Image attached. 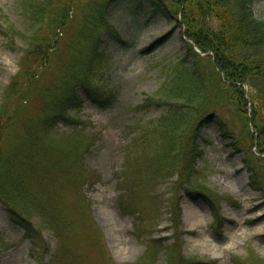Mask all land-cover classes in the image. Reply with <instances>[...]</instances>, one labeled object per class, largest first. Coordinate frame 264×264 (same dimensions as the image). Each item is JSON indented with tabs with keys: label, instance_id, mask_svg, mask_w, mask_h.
<instances>
[{
	"label": "rangeland",
	"instance_id": "obj_1",
	"mask_svg": "<svg viewBox=\"0 0 264 264\" xmlns=\"http://www.w3.org/2000/svg\"><path fill=\"white\" fill-rule=\"evenodd\" d=\"M105 1L90 0L71 10L50 68L29 82L31 86L37 81L32 86L33 96L20 108L15 122V132L22 140L43 131V123L51 117L41 88L50 91L52 82V105L59 104L69 85L68 61L76 63L78 69L89 62L92 42L84 32L86 15ZM252 7L263 19L264 0H253ZM107 14L122 40L104 33L102 50L107 63L100 66L99 77L118 93L117 101L99 107L86 100L82 108L69 109L77 124L60 122L61 132L52 133L62 144L69 140L71 146L85 145L83 153L87 150L84 159L69 157V176L59 184L72 243L66 245L45 229L34 250L23 228L0 205V264H41L42 260L49 264H169L172 257L170 264H239L240 259L250 264L255 258L264 262V160L249 155L254 147L242 141L241 116L229 99H224L221 114L240 139L242 149H235L231 138L224 137L211 122L197 131L203 154L190 175L185 171L178 176V170L170 175L155 174L152 166L146 171L139 129L155 122L165 106H142L144 98L160 89L164 66L178 59L184 42L178 25L159 14L150 15V6L139 0H121ZM33 16V12H26L23 0H0V24L21 33L14 39L0 33V103L10 81L23 76L24 66L36 72L44 70L29 44V36L38 30ZM164 35L161 43L145 49ZM20 82L27 84L25 78ZM199 117L193 113L190 124L196 125L194 119ZM191 138L189 148L193 135L188 129L181 138L179 163ZM15 139L16 134H11L3 147L18 143ZM156 151V147L152 152L147 149L151 157ZM189 157L185 159L189 161ZM91 178H95L94 183H88ZM197 190L205 194H190ZM210 196H217L218 202H211ZM33 222L42 223L36 215Z\"/></svg>",
	"mask_w": 264,
	"mask_h": 264
},
{
	"label": "trees",
	"instance_id": "obj_2",
	"mask_svg": "<svg viewBox=\"0 0 264 264\" xmlns=\"http://www.w3.org/2000/svg\"><path fill=\"white\" fill-rule=\"evenodd\" d=\"M88 1L90 0H23L26 12L34 13L33 19L37 23L34 27H38L29 36V44L34 51L33 57L40 61L44 70H37V73L30 70L29 66H24L23 76H16L10 81L0 103V205H4L11 220L23 228L25 235L31 239L34 250L39 246L45 229L51 230L66 245L72 243L73 237L65 216L67 205L64 194L60 191L62 185L59 184L64 177L69 176L66 174L69 157L72 155L74 158L84 159L87 154V150L83 153L85 145L71 146L69 140L62 144L52 137V133L61 132L60 122L72 126L77 124L69 109L82 108L84 101H90L99 107H109L118 98V93L112 86L99 77L102 71L100 66L107 63V54L102 50L106 43L104 33L122 40L120 32L107 19V11L111 5L121 0H106L104 5L86 15L84 32L92 42L91 57L80 69L76 63L68 61L66 71L69 85L62 91L60 103L52 105V82L50 91L41 88V94L46 97V109L52 111L51 117H47L43 123V131H38L26 141L15 132L19 110L33 96L32 86L37 81L30 86V80L50 68L52 53L58 51L60 33L69 23L71 10L76 5H86ZM139 2L150 6V15L159 14L180 26L184 42L178 59L164 66L165 78L160 89L154 95L144 98L142 106H165L155 122L139 129L142 132L139 148L147 159L143 160L147 164L146 171L152 166V173L155 174L170 175L173 170H178V176L185 171L190 175L195 170L197 159L203 154L197 142V131L211 122L218 125L224 137L231 138L235 149H242L240 139L234 135L229 122L221 114L225 107L224 99H229L243 120L242 141L249 142L259 153L251 151L249 155L264 160V18L260 19L255 15L253 0ZM42 28L44 32L40 33ZM0 33L11 39L21 35L14 28L4 27L2 23ZM165 37H159L145 49L161 43ZM108 67L109 65L105 72ZM20 78L27 80L25 86ZM53 85L55 87V82ZM193 113L200 115L199 119H194L197 121L196 125L189 122ZM188 129L193 135L191 148L189 145L192 138L184 147L185 158L190 154L189 161L182 158L179 163L181 138ZM13 133L16 134L15 140L18 143L5 149L2 144ZM155 147L157 151L151 157L147 149L151 148L152 152ZM256 173L255 170L252 173L254 179ZM94 182L95 178H91L88 183ZM190 194L202 195L199 191ZM216 198L210 196L209 200L216 204ZM212 210L218 215L215 205ZM176 213L180 218L181 210L178 209ZM34 215L40 217L41 225L33 222ZM149 246L153 247L151 244ZM172 261L173 257L169 259V264ZM41 264L49 263L42 261ZM239 264L247 263L240 259ZM250 264L264 262L263 259L255 258Z\"/></svg>",
	"mask_w": 264,
	"mask_h": 264
},
{
	"label": "bare ground",
	"instance_id": "obj_3",
	"mask_svg": "<svg viewBox=\"0 0 264 264\" xmlns=\"http://www.w3.org/2000/svg\"><path fill=\"white\" fill-rule=\"evenodd\" d=\"M192 214H193L194 216H196V215H197L196 210H193Z\"/></svg>",
	"mask_w": 264,
	"mask_h": 264
}]
</instances>
